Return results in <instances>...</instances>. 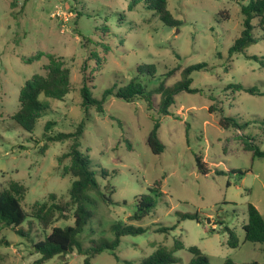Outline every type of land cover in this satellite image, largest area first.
<instances>
[{
	"label": "rangeland",
	"instance_id": "374dc122",
	"mask_svg": "<svg viewBox=\"0 0 264 264\" xmlns=\"http://www.w3.org/2000/svg\"><path fill=\"white\" fill-rule=\"evenodd\" d=\"M132 1L0 0V194L13 184L22 187L20 204L29 216L36 203L50 200L52 194L56 201H67L72 177L65 173L69 165L65 154L71 142H54L48 137L73 132L85 120L80 151L97 170L102 192L108 195L109 185L115 191L111 195L114 204L98 199L93 206L94 216L80 235L83 246L95 239L112 240L113 224L130 223L134 197L160 181L162 196L154 210L132 222L146 232L121 239L115 251L120 260L138 263L156 249L170 250L174 240H179L183 249L174 253L179 260L176 264L188 263L191 254L187 249L193 246L208 257V264H224L226 260L264 264V244L243 242L242 231L248 203L264 219V157L253 158L251 152L240 148L236 138L241 131L221 129L218 112L208 111L211 106L217 111L223 107L225 115L249 122L242 132L254 137L264 150L259 122L264 121V96L225 91L226 86L239 83L264 92V67L247 60L244 54H228L242 29L240 4L244 2L167 0V9L181 22L179 27L170 28L143 3L129 10ZM221 12H226L227 20L218 16ZM246 51L247 55L264 57V40ZM92 52L100 59L99 66L96 58L89 61ZM38 53L39 60L28 61ZM50 55L69 70L71 89L62 101L40 97L49 109L28 133L11 116L19 108L20 88L33 75L46 74ZM198 63L207 69L192 72L191 87L201 93L177 95L171 116L148 112L144 101L126 103L115 97L106 99L102 115L94 108H88L85 115L82 109L79 90L85 64L91 77V95L100 99L106 88L128 81L136 65L153 64L155 84L161 74L176 66ZM178 79L177 73L167 85ZM156 98L153 96L155 110ZM152 117L160 123L158 137L165 145L159 155L152 154L146 144ZM47 123L50 125L45 128ZM197 156L209 169L207 175L198 172ZM100 169L107 171L106 176L100 175ZM217 169L224 173L216 175ZM197 212L205 219L203 224L180 218L181 214ZM67 225H72V219L57 221L51 227ZM173 226L168 234L155 232ZM224 226L239 239L237 248L228 246ZM21 227L28 237L10 228L0 231V264H33L39 259L32 244L51 228L44 231L30 217ZM83 259L74 251L43 264H83ZM91 264L124 263L102 252Z\"/></svg>",
	"mask_w": 264,
	"mask_h": 264
},
{
	"label": "trees",
	"instance_id": "16d2710c",
	"mask_svg": "<svg viewBox=\"0 0 264 264\" xmlns=\"http://www.w3.org/2000/svg\"><path fill=\"white\" fill-rule=\"evenodd\" d=\"M240 4V14L242 15V29L239 36L233 41L228 49L229 56L236 53L244 54L247 60H253L264 67V57L256 55H247L246 50L249 46L257 43L258 40H264V0H242ZM143 3L145 8L158 16L160 22L170 28H177L181 22L175 19L167 9V0H133L129 5L132 10L136 5ZM222 19L227 20L226 12L218 14ZM107 51V50H106ZM41 53L35 55L31 60H39ZM179 58L180 56L176 54ZM96 58L97 66L100 65V59L95 52L89 56V61ZM49 64L46 65L45 75L35 74L26 80L18 93V110L11 116L14 121L24 131L31 133L36 127L37 121L47 114L49 106L40 100L41 96L54 101H62L70 92L69 70L64 68L62 63L57 59L49 56ZM206 65L203 63L194 64L181 68L176 66L168 72L161 74L160 79L154 84L156 79V68L153 64H140L134 68V75L122 84H113L106 88L100 99L93 98L90 92L91 77L87 74V65L83 67V79L80 87L81 106L87 115L88 108H94L98 114H104V103L108 97H115L126 103L144 101L145 108L148 112L155 111L157 115L171 116L170 108L175 104V99L180 93L197 94L201 93L200 89L192 88L191 74L194 71H205ZM178 73L179 79L171 86L167 81ZM244 92L251 96H264L256 87H245L239 83L230 84L225 87V91ZM153 96L158 99L157 109L155 110ZM210 113L218 112V125L221 129H235L241 131L236 138L239 140L238 145L245 151H249L253 158H263L264 150L256 145V139L246 136L242 132L249 122H239L231 115H225L223 107L215 110L213 106L209 107ZM151 116L153 114L150 113ZM111 117V116H110ZM112 118V117H111ZM114 119V118H112ZM153 126L146 138V144L154 155L161 154L165 145L158 137L160 123L152 117ZM264 132V121H259ZM50 123H47L48 127ZM85 129V120H81L75 130L70 133H59L55 136H49L48 139L54 142L68 141L70 145L68 152L65 154L69 158V165L65 173L72 177L68 189L69 199L64 202L56 201L55 195L50 196V200L36 203L32 215L29 216L21 207V199L24 189L17 184H13L9 191L0 194V231L10 228L17 235L27 236L21 225L30 217L37 221L39 226L44 230L50 231L45 236L32 244L33 252L39 255L33 264H43L45 261L55 256L70 255L74 251L76 254L84 257L83 264H91V260L102 252H108L114 256L115 260L124 264H176L178 258L174 256L176 251L182 250L183 245L179 240H174L170 250L165 248L156 249L151 255L144 258L138 263L128 260H120L116 256V249L120 241L125 236H137L146 232V229L140 226H133L132 222L140 221L147 217L155 208L158 198L162 196L159 191L160 181H156L155 187H149L146 193L134 197V212L128 217V224H113L111 232L112 240L95 239L91 240L87 247L83 246L80 235L87 223L94 216L93 206H96L99 199L104 204H114L111 195L114 193V187L108 186V195L103 193L100 185L96 180L97 170L91 166L90 160L80 151V138L83 136ZM237 141V140H236ZM197 170L202 175H207L209 169L206 168L205 162L201 157H196ZM100 175L106 176L107 171L100 169ZM224 172L216 170V175H222ZM242 174V173H241ZM126 203V202H124ZM181 219L195 220L203 224V220L198 212L195 214H181ZM72 219V225L64 227L53 226L57 221H68ZM246 223L242 225L243 242L264 244V219L258 209L248 203L246 205ZM217 224L222 225L221 221ZM173 227H160L155 232L168 234ZM212 230V229H211ZM228 234L227 244L231 248L239 246V239L235 233L228 227L222 229ZM187 252L191 258L187 264H208V257L197 247H189ZM224 264H235L231 260H226ZM249 264H257L255 262Z\"/></svg>",
	"mask_w": 264,
	"mask_h": 264
},
{
	"label": "built area",
	"instance_id": "2783aa9c",
	"mask_svg": "<svg viewBox=\"0 0 264 264\" xmlns=\"http://www.w3.org/2000/svg\"><path fill=\"white\" fill-rule=\"evenodd\" d=\"M56 15L59 16L60 15V12H56Z\"/></svg>",
	"mask_w": 264,
	"mask_h": 264
}]
</instances>
